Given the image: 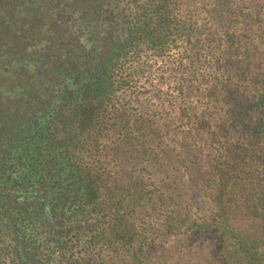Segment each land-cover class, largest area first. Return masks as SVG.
<instances>
[{"label": "trees", "instance_id": "obj_1", "mask_svg": "<svg viewBox=\"0 0 264 264\" xmlns=\"http://www.w3.org/2000/svg\"><path fill=\"white\" fill-rule=\"evenodd\" d=\"M0 264H264V0H0Z\"/></svg>", "mask_w": 264, "mask_h": 264}, {"label": "rangeland", "instance_id": "obj_2", "mask_svg": "<svg viewBox=\"0 0 264 264\" xmlns=\"http://www.w3.org/2000/svg\"><path fill=\"white\" fill-rule=\"evenodd\" d=\"M27 93L31 94V92H30L29 90L27 91ZM8 95H10V94L8 93ZM22 96H24V95H22ZM10 97H11V95H10ZM19 97H21V95H20ZM27 97H28V95H27ZM11 98H12V97H11ZM23 98H24V97H22V99H23ZM10 106L13 107L14 110L17 109L18 112H19V111L21 112V108H20V106H18L16 103H13V102H12V103L10 104Z\"/></svg>", "mask_w": 264, "mask_h": 264}]
</instances>
